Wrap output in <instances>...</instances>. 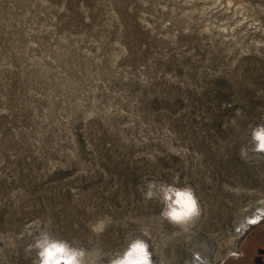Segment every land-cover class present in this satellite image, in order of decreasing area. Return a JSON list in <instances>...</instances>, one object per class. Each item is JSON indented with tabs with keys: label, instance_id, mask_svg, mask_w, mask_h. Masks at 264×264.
<instances>
[{
	"label": "rangeland",
	"instance_id": "374dc122",
	"mask_svg": "<svg viewBox=\"0 0 264 264\" xmlns=\"http://www.w3.org/2000/svg\"><path fill=\"white\" fill-rule=\"evenodd\" d=\"M261 122L264 0H0V264L45 230L97 264L129 233L154 264H252ZM147 181L199 216L160 217Z\"/></svg>",
	"mask_w": 264,
	"mask_h": 264
},
{
	"label": "clouds",
	"instance_id": "9594fccd",
	"mask_svg": "<svg viewBox=\"0 0 264 264\" xmlns=\"http://www.w3.org/2000/svg\"><path fill=\"white\" fill-rule=\"evenodd\" d=\"M249 144L254 151L264 152V122L251 127ZM241 155H245L244 148L241 149ZM141 192L145 199H155L162 205L160 217L173 225L184 227L200 214L197 199L189 186L180 187L175 182L147 181ZM97 230L93 226V231ZM143 236L129 233L122 248L106 258L107 264H154L150 244ZM30 247L36 251L33 264H97L100 258L97 256L85 261L82 248L46 230L39 232Z\"/></svg>",
	"mask_w": 264,
	"mask_h": 264
},
{
	"label": "crops",
	"instance_id": "0c3cea01",
	"mask_svg": "<svg viewBox=\"0 0 264 264\" xmlns=\"http://www.w3.org/2000/svg\"><path fill=\"white\" fill-rule=\"evenodd\" d=\"M259 227V226H258ZM260 229V231L258 232V233H256L253 237H252V239H251V241H250V245L252 246V247H248L247 249H246V251L248 252L251 248H253V247H256L257 245L258 246H264V227H259Z\"/></svg>",
	"mask_w": 264,
	"mask_h": 264
},
{
	"label": "flooded vegetation",
	"instance_id": "af4514ba",
	"mask_svg": "<svg viewBox=\"0 0 264 264\" xmlns=\"http://www.w3.org/2000/svg\"><path fill=\"white\" fill-rule=\"evenodd\" d=\"M262 254H259V250H258V254L254 257L253 259V263L252 264H260V260H262ZM263 261V260H262Z\"/></svg>",
	"mask_w": 264,
	"mask_h": 264
},
{
	"label": "water",
	"instance_id": "95a60500",
	"mask_svg": "<svg viewBox=\"0 0 264 264\" xmlns=\"http://www.w3.org/2000/svg\"><path fill=\"white\" fill-rule=\"evenodd\" d=\"M262 253H264V248L259 250V254H262ZM260 264H264V261L260 260Z\"/></svg>",
	"mask_w": 264,
	"mask_h": 264
}]
</instances>
